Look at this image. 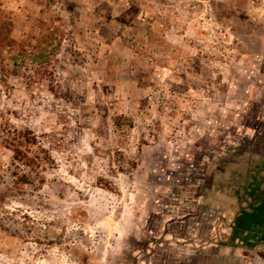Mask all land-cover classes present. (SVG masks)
Segmentation results:
<instances>
[{"label":"rangeland","instance_id":"1","mask_svg":"<svg viewBox=\"0 0 264 264\" xmlns=\"http://www.w3.org/2000/svg\"><path fill=\"white\" fill-rule=\"evenodd\" d=\"M3 23L0 264H153L264 0H0Z\"/></svg>","mask_w":264,"mask_h":264},{"label":"crops","instance_id":"2","mask_svg":"<svg viewBox=\"0 0 264 264\" xmlns=\"http://www.w3.org/2000/svg\"><path fill=\"white\" fill-rule=\"evenodd\" d=\"M253 35L243 94L198 143L201 169L172 194L153 264H264V28Z\"/></svg>","mask_w":264,"mask_h":264},{"label":"trees","instance_id":"3","mask_svg":"<svg viewBox=\"0 0 264 264\" xmlns=\"http://www.w3.org/2000/svg\"><path fill=\"white\" fill-rule=\"evenodd\" d=\"M4 28H5V23L0 24V44L3 43L4 41H8V43H10V45H13L14 43H16V41L14 40V38L12 36H10V37L5 36V33L3 31Z\"/></svg>","mask_w":264,"mask_h":264},{"label":"flooded vegetation","instance_id":"4","mask_svg":"<svg viewBox=\"0 0 264 264\" xmlns=\"http://www.w3.org/2000/svg\"><path fill=\"white\" fill-rule=\"evenodd\" d=\"M225 184H226V185H228V182L226 181V183H225ZM229 185H231V182L229 183ZM229 185H228V186H229ZM231 187H232V186H231Z\"/></svg>","mask_w":264,"mask_h":264}]
</instances>
